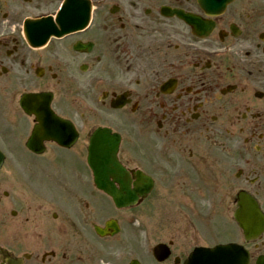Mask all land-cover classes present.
Wrapping results in <instances>:
<instances>
[{"label": "flooded vegetation", "instance_id": "af4514ba", "mask_svg": "<svg viewBox=\"0 0 264 264\" xmlns=\"http://www.w3.org/2000/svg\"><path fill=\"white\" fill-rule=\"evenodd\" d=\"M55 1L0 0V195L6 197L0 200V248L21 264H120L121 247L135 248L130 235L121 245L118 236L95 234L102 213L87 203L77 156H55L50 143L42 159L25 149L35 118L19 106L24 93L51 91V107L64 104L70 119L79 98L96 101L104 114L97 119L122 135L119 158L153 179L155 195L165 202L158 206L172 211L168 195L179 196L185 212L209 210L231 220L235 196L243 192L264 213V5L235 7L200 40L175 18L159 15L169 4L194 11V0H93L101 5L87 30L42 52L28 49L20 10ZM76 43L85 50L73 51ZM223 45L233 59L200 56L194 48ZM40 160L45 180L33 193L26 181ZM196 222L185 216L175 236L172 222L155 233L146 227L135 239L147 247L162 243L165 252L159 258L140 252L139 263L186 264L199 243ZM256 249L264 250V235Z\"/></svg>", "mask_w": 264, "mask_h": 264}, {"label": "water", "instance_id": "95a60500", "mask_svg": "<svg viewBox=\"0 0 264 264\" xmlns=\"http://www.w3.org/2000/svg\"><path fill=\"white\" fill-rule=\"evenodd\" d=\"M253 230L255 231L256 229L253 228ZM231 251H232V255L227 256L228 253ZM235 251L236 250L232 248L229 251L225 252L226 256H221V258L214 257L212 255H206V258H208V264H234L235 261L238 260L237 255L234 253Z\"/></svg>", "mask_w": 264, "mask_h": 264}, {"label": "rangeland", "instance_id": "374dc122", "mask_svg": "<svg viewBox=\"0 0 264 264\" xmlns=\"http://www.w3.org/2000/svg\"><path fill=\"white\" fill-rule=\"evenodd\" d=\"M125 219H128V218H125ZM126 225H127V224H125V226H126ZM126 227H128V226H126ZM126 227H124V229H125ZM122 237H123V236L120 237V240H123Z\"/></svg>", "mask_w": 264, "mask_h": 264}]
</instances>
